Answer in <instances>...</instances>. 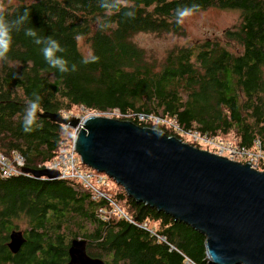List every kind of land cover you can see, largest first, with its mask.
Masks as SVG:
<instances>
[{"label": "trees", "instance_id": "obj_1", "mask_svg": "<svg viewBox=\"0 0 264 264\" xmlns=\"http://www.w3.org/2000/svg\"><path fill=\"white\" fill-rule=\"evenodd\" d=\"M16 1L3 8L6 19L15 20L26 9L30 15L12 32L11 50L0 61V154L20 153L26 170L48 166L73 140L66 126L42 115H70L77 107L98 115L118 111L120 120L183 141V133L191 131L209 139L233 137L235 145L246 149L261 142L264 150V0H129L131 9L110 16L100 0ZM193 4L200 6L197 12H241L240 25L224 32L238 52L223 39H206L171 49L159 63L134 41L141 33L184 35L176 10ZM129 10L134 18L125 16ZM103 23L110 26L101 28ZM29 28L57 40L65 49L59 55L76 64L77 71L51 68L43 45L25 34ZM82 39L91 47L89 56L80 49ZM93 56L99 60L81 62ZM34 92L42 97L43 111L37 114L42 126L25 133L24 109ZM156 119L174 122L180 131ZM116 186V199L134 223L102 216L107 202L94 200L77 182L27 172L6 177L0 169V264H67L73 239L86 240L88 254L106 264H186L187 258L211 264L202 234L135 202ZM18 219L26 221L27 241L14 255L8 243L11 232L20 231ZM145 223L169 244L142 229Z\"/></svg>", "mask_w": 264, "mask_h": 264}, {"label": "water", "instance_id": "obj_2", "mask_svg": "<svg viewBox=\"0 0 264 264\" xmlns=\"http://www.w3.org/2000/svg\"><path fill=\"white\" fill-rule=\"evenodd\" d=\"M42 117L77 131L75 150L86 167L107 174L135 202L202 234L211 264H264V172L131 121ZM25 172L59 177L48 169ZM26 241L14 230L8 248L17 255ZM69 256L67 264H106L88 254L83 239L71 241Z\"/></svg>", "mask_w": 264, "mask_h": 264}, {"label": "built area", "instance_id": "obj_3", "mask_svg": "<svg viewBox=\"0 0 264 264\" xmlns=\"http://www.w3.org/2000/svg\"><path fill=\"white\" fill-rule=\"evenodd\" d=\"M114 113L119 115L118 111ZM107 114L110 113L102 115ZM86 118L87 117H85L84 120ZM141 119H143V117ZM154 123L162 126L166 125L173 127L177 131H180V128L174 122H169L164 119H156ZM76 134L77 131L73 136L72 142L59 149L56 158L48 166L41 165L39 169H48L58 172V179L77 182L91 194L94 200H105L109 208L101 210L102 216L109 219L113 215H117L119 217L126 218L131 223H134L133 220L128 217L126 211L122 207V204H120V202L116 199V193L112 191L113 180L105 173H100L95 170H83L84 164L82 163L80 156H78L74 145ZM183 134L192 137V139L198 142V144L216 148V155L222 157L223 155H228L232 161H244L246 164H250L251 167L257 171H259V169L264 170V150L261 142H257L251 149H246L237 145L225 144L222 141H217L216 139H209L206 136L200 135L198 132L187 131ZM25 168L26 161L20 153L13 152L11 156L0 154V169L3 176L10 177L26 173ZM140 227L147 230L158 242L169 244L166 237L159 234L157 230L152 228L148 223L142 224ZM186 264L196 263L187 258Z\"/></svg>", "mask_w": 264, "mask_h": 264}, {"label": "rangeland", "instance_id": "obj_4", "mask_svg": "<svg viewBox=\"0 0 264 264\" xmlns=\"http://www.w3.org/2000/svg\"><path fill=\"white\" fill-rule=\"evenodd\" d=\"M17 3L18 2L16 0H0V8L17 5ZM241 21L242 14L240 11L209 8L205 11L196 12L192 16L185 19L183 23V27L185 29L184 35H176L171 33L164 35H157L153 33H141L135 36L134 41L138 44V46H140L146 51L150 58L156 60L159 63H161L165 59L171 49L175 47L194 45L206 39H223L224 43L229 44L230 49L232 51L238 52L239 46L237 44H233L232 42V44H230V41L225 39L224 32L226 30L239 26ZM80 49L84 55H91V47L84 39L80 40ZM70 113V115L68 113H65V115L63 116L65 118L77 117L84 119L85 117H89L91 115H98L93 112L85 111L83 108L79 107L73 108ZM100 116L109 117L113 119H119L120 117L116 113H110L107 115ZM68 129L70 131H68L67 135L71 139V134L73 137L75 135L76 130L70 127H68ZM183 139L184 142L192 146L195 145L196 148L208 151L213 154L217 153L216 148L198 144V142L194 141L190 136L186 135L183 137ZM216 140L222 141L225 144H236L233 137H227L224 139L218 138ZM223 157L229 158L228 155H223ZM238 163L246 164V162L244 161ZM83 170L89 171L92 169L84 165ZM259 171L264 170L259 169ZM116 185V182L113 180L112 191H114V193L118 189ZM17 224L20 227V230L22 231H26L28 228L24 219H18Z\"/></svg>", "mask_w": 264, "mask_h": 264}, {"label": "clouds", "instance_id": "obj_5", "mask_svg": "<svg viewBox=\"0 0 264 264\" xmlns=\"http://www.w3.org/2000/svg\"><path fill=\"white\" fill-rule=\"evenodd\" d=\"M99 6L105 10L106 15H111L113 12H119L122 8L131 9L133 5L130 4L129 0H100ZM200 6L198 4H193L191 6H185L178 8L176 10V23L183 24L185 19L192 16L199 10ZM30 13L26 9L23 15H20L15 20L9 21L4 15L3 8H0V61L6 60L12 45V32L14 30L18 31L20 27L28 20ZM125 16L129 18H134L135 12L129 10L125 12ZM107 23L100 25L101 28L109 27ZM27 36L34 38V43L38 45H43L41 52L47 64L54 69H57L60 73H68L77 71V65L72 63L60 53L65 52V49L60 45V43L49 37H39L35 29L29 28L25 30ZM99 57L93 56L91 60L84 59L82 63L96 62ZM42 97L37 93H33V98L26 101V107L23 114V131L25 133H30L34 130V126H42L38 124V113H42L43 109L41 107Z\"/></svg>", "mask_w": 264, "mask_h": 264}, {"label": "flooded vegetation", "instance_id": "obj_6", "mask_svg": "<svg viewBox=\"0 0 264 264\" xmlns=\"http://www.w3.org/2000/svg\"><path fill=\"white\" fill-rule=\"evenodd\" d=\"M20 231H22V230H20ZM23 232V235H24V237H25V234H26V232L25 231H22ZM26 238V237H25ZM74 240V239H73Z\"/></svg>", "mask_w": 264, "mask_h": 264}, {"label": "bare ground", "instance_id": "obj_7", "mask_svg": "<svg viewBox=\"0 0 264 264\" xmlns=\"http://www.w3.org/2000/svg\"><path fill=\"white\" fill-rule=\"evenodd\" d=\"M101 216V215H100Z\"/></svg>", "mask_w": 264, "mask_h": 264}]
</instances>
